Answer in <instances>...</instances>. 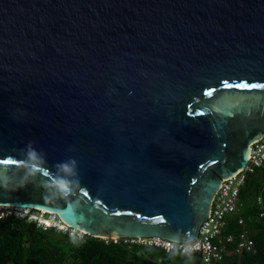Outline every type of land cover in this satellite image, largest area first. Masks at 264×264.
I'll use <instances>...</instances> for the list:
<instances>
[{
    "label": "water",
    "instance_id": "1",
    "mask_svg": "<svg viewBox=\"0 0 264 264\" xmlns=\"http://www.w3.org/2000/svg\"><path fill=\"white\" fill-rule=\"evenodd\" d=\"M261 86L264 0H0V174L24 184L0 207L191 244L264 137Z\"/></svg>",
    "mask_w": 264,
    "mask_h": 264
},
{
    "label": "trees",
    "instance_id": "2",
    "mask_svg": "<svg viewBox=\"0 0 264 264\" xmlns=\"http://www.w3.org/2000/svg\"><path fill=\"white\" fill-rule=\"evenodd\" d=\"M264 202V168L247 176L239 194V211L228 219L225 234L239 232L244 220L254 242V252L235 255L230 249L217 264H264V222L258 219L255 198ZM0 264H199L197 255L165 253L155 248L107 243L84 235L71 239L53 229L43 230L25 218L0 220Z\"/></svg>",
    "mask_w": 264,
    "mask_h": 264
},
{
    "label": "built area",
    "instance_id": "3",
    "mask_svg": "<svg viewBox=\"0 0 264 264\" xmlns=\"http://www.w3.org/2000/svg\"><path fill=\"white\" fill-rule=\"evenodd\" d=\"M263 168L264 137L250 145L248 159L243 170L222 181L212 200L209 216L201 224L198 237L191 244H177L158 238L101 239L106 243L108 241H112L113 243L122 242L129 246L159 249L165 253L177 252L180 255H197L199 264H217L230 249L235 255L253 253L254 242L241 217L237 218L239 232L235 236L233 234H225L224 229L227 226L228 219L238 214L240 207L239 194L247 176ZM255 206L258 209V219L264 222V202L261 195L255 198ZM12 216L25 218L29 222H34L43 230L53 229L67 234L71 239H73V236L76 239H81L85 235L82 231L64 225L54 214L12 207H0V220Z\"/></svg>",
    "mask_w": 264,
    "mask_h": 264
},
{
    "label": "clouds",
    "instance_id": "4",
    "mask_svg": "<svg viewBox=\"0 0 264 264\" xmlns=\"http://www.w3.org/2000/svg\"><path fill=\"white\" fill-rule=\"evenodd\" d=\"M28 156L30 159L32 160H36L37 159V154L35 151H30L28 153ZM61 169L64 173L66 174H71L72 171H73V168L70 164H62L61 166ZM55 183V187L58 191H60L62 194H69L71 192V182L66 179V178H58L54 181ZM24 186L23 182H21L20 184L17 185V187L15 188H9L8 187V183L6 181V179L3 177L2 174H0V189H3L5 191H9V192H12V191H17L19 190L20 188H22ZM76 237L73 236V240H75Z\"/></svg>",
    "mask_w": 264,
    "mask_h": 264
},
{
    "label": "snow or ice",
    "instance_id": "5",
    "mask_svg": "<svg viewBox=\"0 0 264 264\" xmlns=\"http://www.w3.org/2000/svg\"><path fill=\"white\" fill-rule=\"evenodd\" d=\"M261 87H264V86H261ZM5 163H9V162L6 161Z\"/></svg>",
    "mask_w": 264,
    "mask_h": 264
}]
</instances>
